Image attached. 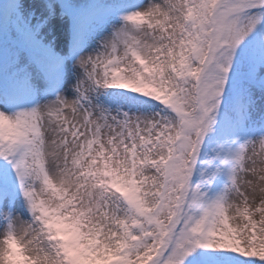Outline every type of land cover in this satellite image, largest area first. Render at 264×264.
I'll use <instances>...</instances> for the list:
<instances>
[{
	"label": "snow or ice",
	"instance_id": "6c2138e0",
	"mask_svg": "<svg viewBox=\"0 0 264 264\" xmlns=\"http://www.w3.org/2000/svg\"><path fill=\"white\" fill-rule=\"evenodd\" d=\"M0 264H264V0H0Z\"/></svg>",
	"mask_w": 264,
	"mask_h": 264
}]
</instances>
